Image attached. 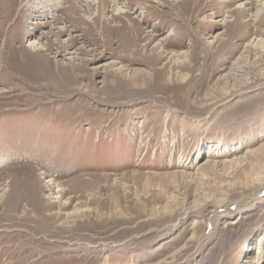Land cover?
Instances as JSON below:
<instances>
[{"label": "rangeland", "instance_id": "rangeland-1", "mask_svg": "<svg viewBox=\"0 0 264 264\" xmlns=\"http://www.w3.org/2000/svg\"><path fill=\"white\" fill-rule=\"evenodd\" d=\"M100 1L0 0V264H264L262 0Z\"/></svg>", "mask_w": 264, "mask_h": 264}, {"label": "bare ground", "instance_id": "bare-ground-1", "mask_svg": "<svg viewBox=\"0 0 264 264\" xmlns=\"http://www.w3.org/2000/svg\"><path fill=\"white\" fill-rule=\"evenodd\" d=\"M40 1H42V0H32V2L30 4H29V2H27L29 4V7L27 6L28 7L27 12H29L31 16H42L43 19H46V17H48V19H49L50 16H52V17L54 16L52 18L53 19L52 23H53V25H55V24L57 25V21L59 19L53 13H54V9L56 10L58 8V6L61 5L63 0H45L44 4L42 5V7L38 8L37 5L39 3H41ZM81 1L86 2L87 3L86 6L89 5V3H92V5H94L93 7H98L100 5V3H101L100 0H81ZM72 2H73V0H72ZM261 2H263V5H264V0H262ZM89 6H91V5H89ZM123 9L118 6V8H116V11H117L116 12V16H118L120 14H125L126 11L123 10ZM73 21H75V18L74 17H70L71 27L74 28L76 26V25L74 26L76 21L74 22V24H73ZM117 27L122 28L121 25H119V24H117ZM63 31L66 32V29L63 30ZM70 40H72V39H70ZM60 48H61V45H60V43H58L57 47H56V50H58ZM30 49H32V53H36L38 51H46L47 50L44 47H42L41 45H39V43H34L33 45H31ZM56 52H58V51H56ZM2 163H3V159L0 156V166H2ZM1 196H2V194H1Z\"/></svg>", "mask_w": 264, "mask_h": 264}]
</instances>
